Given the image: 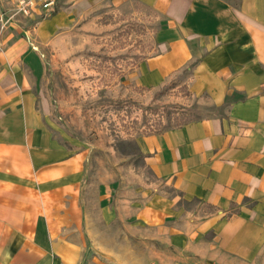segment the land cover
<instances>
[{"label": "crops", "instance_id": "crops-1", "mask_svg": "<svg viewBox=\"0 0 264 264\" xmlns=\"http://www.w3.org/2000/svg\"><path fill=\"white\" fill-rule=\"evenodd\" d=\"M16 1L0 0V14ZM94 1L61 0L49 17L0 22V264H258L264 0H138L166 18L139 82L157 86L191 69L192 91L225 112L141 136L159 182L128 195L92 192L85 151L60 139L34 85L45 50Z\"/></svg>", "mask_w": 264, "mask_h": 264}, {"label": "rangeland", "instance_id": "rangeland-1", "mask_svg": "<svg viewBox=\"0 0 264 264\" xmlns=\"http://www.w3.org/2000/svg\"><path fill=\"white\" fill-rule=\"evenodd\" d=\"M76 18L45 50L42 70L34 74L47 120L60 139L85 151L87 183L95 195L153 187L159 181L138 139L222 115L225 108L192 91L188 68L157 86L139 82L137 70L157 53L155 33L166 24L157 9L138 0H97L79 5ZM170 193L178 194L172 188ZM186 206L210 211L195 202ZM257 261L264 264V252Z\"/></svg>", "mask_w": 264, "mask_h": 264}, {"label": "built area", "instance_id": "built-area-1", "mask_svg": "<svg viewBox=\"0 0 264 264\" xmlns=\"http://www.w3.org/2000/svg\"><path fill=\"white\" fill-rule=\"evenodd\" d=\"M61 0H17L12 12H3L0 16L2 28L13 21L23 18L39 20L57 13Z\"/></svg>", "mask_w": 264, "mask_h": 264}]
</instances>
